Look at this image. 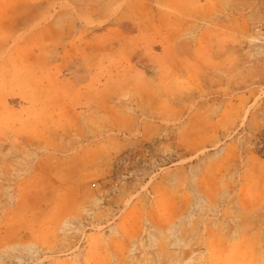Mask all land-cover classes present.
<instances>
[{
	"label": "rangeland",
	"instance_id": "374dc122",
	"mask_svg": "<svg viewBox=\"0 0 264 264\" xmlns=\"http://www.w3.org/2000/svg\"><path fill=\"white\" fill-rule=\"evenodd\" d=\"M8 76L0 264H264V0H0Z\"/></svg>",
	"mask_w": 264,
	"mask_h": 264
},
{
	"label": "bare ground",
	"instance_id": "6f19581e",
	"mask_svg": "<svg viewBox=\"0 0 264 264\" xmlns=\"http://www.w3.org/2000/svg\"><path fill=\"white\" fill-rule=\"evenodd\" d=\"M159 0H157L158 2ZM165 2V1H164ZM178 4V3H177ZM83 6V5H82ZM80 8V7H79ZM93 12V11H92ZM119 21V20H118ZM104 46V45H103ZM104 47H101L102 49ZM7 60V59H6ZM12 60V59H11ZM11 64V63H10ZM16 64V63H15ZM21 64V63H20ZM14 65V64H13ZM22 65V64H21ZM19 66V65H18ZM4 67V66H3ZM17 67V65H16ZM7 68V67H6ZM9 70V69H8ZM15 75V74H14ZM23 77V76H22ZM21 77V78H22ZM24 78V77H23ZM22 80V79H21ZM17 90L20 91L22 94L26 95L27 91L25 89V84H22L21 81H18V78H14L12 76H8L7 78H3L0 84V104L5 102L7 96L11 95V93ZM27 96V95H26ZM1 115V112H0Z\"/></svg>",
	"mask_w": 264,
	"mask_h": 264
}]
</instances>
